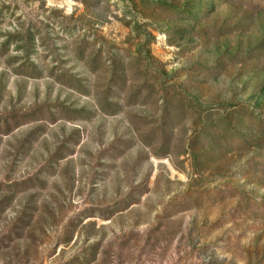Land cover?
Returning <instances> with one entry per match:
<instances>
[{
  "label": "rangeland",
  "instance_id": "obj_1",
  "mask_svg": "<svg viewBox=\"0 0 264 264\" xmlns=\"http://www.w3.org/2000/svg\"><path fill=\"white\" fill-rule=\"evenodd\" d=\"M0 264H264V0H0Z\"/></svg>",
  "mask_w": 264,
  "mask_h": 264
}]
</instances>
